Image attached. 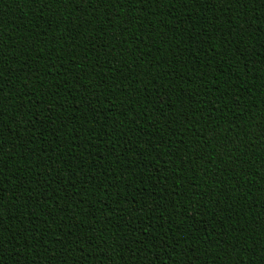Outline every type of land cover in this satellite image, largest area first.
<instances>
[{
    "label": "trees",
    "instance_id": "trees-1",
    "mask_svg": "<svg viewBox=\"0 0 264 264\" xmlns=\"http://www.w3.org/2000/svg\"><path fill=\"white\" fill-rule=\"evenodd\" d=\"M154 7L141 4L135 11L143 16L137 15L138 20L143 19V25L140 21L130 22L128 31L124 32V25L112 19L113 16H120L115 6L109 10L107 5L90 4L86 10L75 4L33 6L32 0H0V46L4 51L0 55L5 63L3 95H15L12 102L9 97V103L4 105L8 115L4 117V142L0 145L4 148L3 161H0V167L4 169V173H0L3 177L0 180V199L6 204L2 209L5 217H0V228L8 232L0 238L3 240L0 264H63L65 260L67 264H132L133 259L136 264H142L145 259L148 264H208L207 257L214 258L212 264H226V257L234 252L232 240H235L236 248L244 253V257H237L238 264H245L244 258L247 264L264 260L261 256L264 254V228H261L260 216L264 213V21L255 20L264 17V3L255 4L244 19L239 18L243 17L242 12L237 14L232 5L226 4L157 6L155 15H149L148 11L151 12ZM248 7L250 5H245L242 11ZM132 12L133 8L129 5L128 13ZM61 14L64 19L58 23ZM43 16V20L39 19ZM232 17L237 26L245 23L248 30L237 33ZM122 19V16L118 18ZM131 19L132 15H129V21ZM225 21L233 23V27L228 29ZM47 23H51L52 28L44 36L46 34L42 33ZM114 23L115 29L112 28ZM213 27L220 30L213 33ZM136 29H140L139 34L144 38L136 36ZM232 32L233 36L225 40L224 37ZM209 34L212 39L206 40ZM202 38L206 42L201 43ZM21 40L27 47L19 46ZM102 44L106 47L101 48ZM144 44L151 51L146 60L139 61L141 69L133 61L143 58L140 49L148 52ZM61 47L63 51H60ZM114 47L117 51L109 54ZM114 55L120 57L115 70L111 63L115 60ZM106 59L110 60L108 64ZM52 62L60 72L53 68L49 76L46 72ZM61 63L63 68H60ZM102 64L103 71L96 68H102ZM21 65L24 67L21 68ZM227 68L228 71H224ZM129 69H134L133 74L137 78L133 84L139 83L133 89L126 76L123 85L118 83L119 78L129 73ZM28 74L33 79L24 85ZM37 76L39 80L35 79ZM228 76L232 79L225 83ZM41 87L43 92L38 90ZM105 87L109 92L103 91ZM29 88L37 89L36 95L30 99H39L43 103L36 105L28 99L20 100ZM111 88H116L117 92L112 93ZM57 90L59 95H52ZM120 91L125 92L124 97H120ZM158 93H165L159 101L164 102L162 109L158 107ZM98 97L101 100L99 105L96 103ZM110 99L117 102L123 99L124 104L104 109L111 104ZM128 100L131 102L128 103ZM90 101L93 108L89 104L90 109L85 111ZM23 103L27 104L25 115L11 116ZM99 112L105 118H98ZM201 116L206 119L198 122ZM30 118L35 121L31 130ZM174 118L176 123L171 125ZM208 118L212 121L211 125ZM185 119H191L195 125L190 131L185 130ZM41 120L45 121L43 125ZM168 120V131L179 128L185 144L191 147L185 151L176 150V145L172 143L177 139L175 133L169 140L167 133L159 129L167 126ZM233 121L241 125L235 131L230 130ZM121 122L123 129L120 128ZM13 123L16 124V137L11 138L13 132L9 125ZM216 123L222 125L215 141L216 147L206 150L218 157L213 163L220 164L222 169L212 173L201 169L203 161L196 159L200 145L195 143L197 136L193 132L199 130L197 135L208 136ZM23 128L24 131L30 130L27 135ZM206 128L209 131H205ZM77 129L81 131L77 132ZM237 134L239 141L235 139ZM158 137L164 139L160 141L161 147L164 141L169 143L171 159L159 146ZM225 137L228 138L226 148L245 149L248 156H241L235 163L229 162L227 153L219 148V141ZM16 139H22V142L15 150ZM104 140L109 143H104ZM62 141L64 146L60 148L58 145ZM177 142L184 147L183 141ZM149 143L156 145L155 151L148 150ZM57 152L64 157L61 161L63 169L52 162ZM141 153L143 156H140ZM220 156L224 159H219ZM37 158L41 164L39 169L35 166ZM249 158L251 162H245ZM78 160L81 161L79 166ZM165 161L169 162L166 164ZM47 164H51L50 169H45ZM208 167L211 168V165ZM100 172H104L106 177ZM13 179H18L12 182L13 185H18L20 181L19 190L12 186ZM217 179L224 183L223 189L213 185ZM27 180L29 184L22 188ZM72 181H78L75 188ZM45 183L44 189L39 188ZM235 183L238 188L230 189ZM4 184L9 187L4 188ZM100 188L105 191H100ZM173 189L177 196H173ZM28 192L33 195L27 196ZM6 193L11 194L14 203L9 201ZM41 193L45 194L41 196ZM46 193H51L50 199ZM73 193L70 200L63 198ZM117 193L119 204L114 202ZM203 193L207 195L203 196ZM24 196H27V207L21 201ZM188 197L195 203L186 199ZM78 199L84 200L79 208L75 204ZM42 200L48 201V204L38 209L37 205ZM155 202L159 205L155 206ZM229 203L232 207L220 213L217 205L223 208ZM60 207L69 210L59 212ZM132 207L133 211L141 212L132 213ZM140 207H155L152 219L149 217L146 221L149 226L154 224L149 234L142 230L148 213ZM120 208L124 211L119 212ZM214 209L218 215L213 214L212 223L218 225L211 231L216 239L209 237L205 240L198 237L203 232L201 222ZM45 212L48 219L57 220L60 229L55 224L50 227L43 222ZM199 212L205 214L202 216ZM132 215H136L137 219L134 224H128ZM107 216L111 217V223H108L110 218ZM223 216L229 221L235 219L236 224H225L220 220ZM117 223L122 225L118 236L128 243L115 246L118 236H114L113 240L108 237L117 232L116 228L120 227ZM28 224L33 228L39 226V232L32 233L33 238L41 241L39 248L30 244L32 236L29 240L27 238ZM136 225L140 228L136 229ZM20 227L25 231L16 232ZM105 227L108 231L101 239L100 230ZM197 227L201 228V232L196 231ZM204 228H209L207 220L204 221ZM219 228L222 231L218 234ZM46 229L52 233L45 238L48 245L56 244L53 249L44 245V237L40 236ZM134 229L146 239L149 235L154 243H162L163 247L153 248L147 253L148 257L144 255L146 249L143 244L138 250L133 249L137 245L130 248L128 244L135 241ZM69 230L73 239L77 236L81 238L76 252L71 259L61 253V259L52 260L62 243L52 241L53 237L63 238ZM127 231L131 235L125 233ZM89 235H95L100 247L93 250L91 241H86ZM173 243L175 248H172ZM209 245L216 246L224 257L217 255L215 248L208 251ZM257 247L262 252L256 253Z\"/></svg>",
    "mask_w": 264,
    "mask_h": 264
},
{
    "label": "snow or ice",
    "instance_id": "snow-or-ice-1",
    "mask_svg": "<svg viewBox=\"0 0 264 264\" xmlns=\"http://www.w3.org/2000/svg\"><path fill=\"white\" fill-rule=\"evenodd\" d=\"M207 3H212L213 5H217V4L232 5L233 8H235V11H236L237 14H239L241 12L243 13V17H239V18L240 19H244V16L245 15H248L249 11L252 10V7L255 4H257V3H264V0H32L33 6H43V5H49V4H63V5L75 4V5L82 6L86 10L89 8V5L90 4H95L97 6L107 5L108 8H109V10H111L112 6H115L116 7V10L120 13V16L119 17L122 16L123 19H122V21H120V20H118L119 17H116V16H113L112 19H113V21H116V22L121 23V24L124 25V28H125V31L124 32H127L128 31L127 25L130 22L140 21V24L143 25V19H139V20L137 19V15H139V16H142V15H140V13L137 14L136 11H135L141 4H143V5H153L155 7H157V6H167V7H169L170 5H173V4L175 6L177 4H180L181 6L182 5H191V6H193V5H196V4L205 5ZM129 5H131L132 8H133V12L130 13V14L128 13V6ZM245 5H250V7H248L246 11H242V9H244ZM155 7L153 8V10L151 12L148 11V14L149 15H155V13H156L155 12ZM36 8L39 9V7H36ZM101 9H103V8H101ZM121 9H123L124 11L121 12L120 11ZM217 10L219 11V9H217ZM93 11H94V9H93ZM49 12H52V9L51 8H49ZM133 13H136V15H133ZM174 14L175 13H173L172 15H174ZM83 15L86 16L87 14L84 13ZM129 15H132L131 21H129ZM39 19L43 20L44 19V16H43V18H39ZM63 19H64V17L61 14L60 17H59L58 23L59 22H62ZM255 20L256 21H264V17L260 16V19L259 20H257V19H255ZM232 21L236 25L235 18L234 17H232ZM233 23H229L228 21H225V24H226V26H227L228 29L233 27ZM251 23H252V25H254L253 24V21H251ZM115 25H116V23H114V26L112 27L113 29L116 28ZM50 28H52V24L51 23H47V27L45 28V31L42 33V35L46 34L44 36H47L48 35V29H50ZM219 30L220 29L218 27H213L212 28V32L213 33L218 32ZM247 30L248 29L245 26V23H244L243 26H237L236 25V32L237 33H244ZM193 31H195V29H193ZM101 33H103V32H101ZM134 33L136 34L137 37H143V35L139 34L140 33V29H136L134 31ZM38 35H41V34L38 33ZM231 36H233V32L230 35H226L224 37V39L225 40H228V38L231 37ZM52 38L53 39H56L55 36H53ZM211 39H212V36L210 34L207 35L206 40H211ZM125 40H127V39H125ZM136 41L141 42L140 39H136ZM200 42L201 43H204L206 41H205L204 38H202ZM161 44H163V41H161ZM19 46L22 47V48L27 47V46L24 45L23 40H21ZM104 47H106V45H103L102 44L101 45V48H104ZM129 47H131V45H129ZM224 47L227 48V44H225ZM92 48L95 49V45H93ZM144 48H148V52H145L143 50V48L140 49V53L143 54V58L142 59H139L138 61H133L134 65L137 68H141V69H142V65L139 63V61L146 60L148 53L151 51L150 47L147 44H144ZM63 50H64L63 47H61L60 51H63ZM53 51H55V49H53ZM116 51H117V48L114 47L113 49L110 50V53L109 54H112L113 55V53H115ZM3 52H4L3 51V47L0 46V53H3ZM228 55H229V53H228ZM97 58H99V56ZM17 59H18V57H17ZM109 62H110L109 59H106L105 60V63L106 64H108ZM162 62H164V61H162ZM16 63H19V62H16ZM111 63H112V69L115 70L116 69V66L120 63V57L119 56H115V60L114 61H111ZM102 65H103L102 68H98V67H96V68L99 69V70H101V71H103L104 70V64H102ZM62 66H63V63H61L60 68H63ZM4 67H5L4 59H3V56L0 55V145H2L3 142H4V140L2 139L3 134L5 132V128L3 126L4 125V122H5L4 121V117L6 115H8L4 111V105L6 103H9V97H11L10 102H12L15 99V95L14 94L12 96H5V95H3V87H5V85L3 83V80H4V77H3ZM20 67L23 68L24 66L21 65ZM53 68H57L55 62H52L50 64L49 69L46 72V75H49V73H51V69H53ZM224 71H228V68L227 69H224ZM57 72H60L58 68H57ZM133 72H134V69H129V73L127 75H124L121 78H119L118 83L121 84V85H123V83L125 81V76H126V77H128L127 80L132 85V89L135 88V85H137L139 83L133 84V81H137V78L133 74ZM12 75H13V73H12ZM162 75H163V73H161V76ZM49 76H51V75H49ZM30 77H31V79H30ZM155 77L156 76L152 77V79H154ZM158 77L160 79V76H158ZM32 79H33V76L31 74L26 75L25 76V79H24V85H28V81L29 80H32ZM35 79L36 80H39L40 78L37 76V77H35ZM229 79H232V77L228 76L226 78V80H225V83H227V81ZM65 81H67L66 78H65ZM88 85H90L91 87L93 86L90 82H88ZM38 90L41 91V92H43L44 89L41 87ZM84 91L87 92L88 90H84ZM103 91L105 93L109 92V90H108L107 87H105L103 89ZM36 92H37V89H35V88H29L28 92H26L23 96L20 97V100L24 101L25 99H28V101L30 103H35L36 105H39V104L43 103V101H40L39 99H36L34 101L30 99L31 97H34L36 95ZM111 92L112 93H116L117 92V89L116 88H111ZM119 94H120V97H124L125 96V92L124 91H120ZM52 95L58 96L59 95V91L57 90L56 92L52 93ZM164 95H165V93H158L157 94V102H158V107L160 109H162L163 106H164V102H159L160 101V97H162ZM135 99H137V98H135ZM110 100H111V104H107L104 107V109H109L110 107L111 108H115L118 103L119 104H124V100L123 99H120L119 102H117V100H113V99H110ZM130 102H131V100H128V103H130ZM137 102H139V101L137 100ZM96 103H97V105H99L101 103L100 97L96 98ZM89 104H91V109L93 108V104L90 101L88 103V105L85 107V111H88V109H90L89 108ZM26 107H27V104L26 103L20 104L19 108L14 113H12L11 116L12 115L21 116L22 114L25 115L24 109ZM61 107H65V106L64 105H61ZM213 111H215V108H213ZM120 115L121 116H124L123 114H120ZM11 116L9 118H11ZM173 117H175V113H173ZM98 118L103 119L105 117H104V115H101L100 112H99L98 113ZM67 119H71V118L68 117ZM205 119L206 118L204 116H201L200 117V121H198V122H202ZM18 121L20 123V120H18ZM171 121H172L171 122V125L172 124H175L176 123V118L171 119ZM29 122H30V130H31V128H34L35 127V121L30 118L29 121H28V123ZM44 123H45V121H43V120L40 121V124L41 125H43ZM166 123H167V126H161L159 129H161L163 132L167 133V135L169 137V140H171V138L173 137V135L175 133V137H177V139L175 141H172V143H174L176 145V150L177 151H185L187 148L191 147V145L185 144L182 136H180V134H179V128L174 129L172 131H168V128H169L168 127L169 120ZM208 123L210 125L212 124V121L209 118H208ZM184 125H185V130L186 131H190L191 129H193L195 127V125L192 123L191 119H185ZM9 127L12 128V132H13V136L11 138L16 137V124L13 123L12 125H9ZM221 127H222L221 124L216 123L213 127H211V129H210V135H208V136H204L203 134L197 135L196 132H199V130H196L195 132H193V134L197 136V140L195 141V143H197V144L200 145V147L197 149L196 159H199V160L203 161V166H202L201 169H206L207 171H211L212 173H215L216 172V169H222V168L220 167V164L213 163V161H215L216 159H218V157L216 155H214L213 153L208 152L206 149H214L216 147L215 141L219 137V130H220ZM240 127H241V125L237 121H233L232 122V127H231L230 130L231 131H235L236 129H238ZM120 128H122V129L124 128L123 122H121ZM110 130L111 129H109V131ZM133 130H135V128ZM6 131H7V129H6ZM29 131H24V128H23V132H24L25 135H27V133ZM76 131L77 132H80L81 130L80 129H77ZM205 131H209V129L206 128ZM123 133H128V132L127 131H124ZM155 135H156V133H155ZM20 137H21V132H20ZM137 139H139V138H137ZM227 139L228 138L225 137L224 139H222V140L219 141V148H220L221 152H226L227 153V159H228L229 162L235 163L236 161L240 160L241 156H244V157H247L248 156V152L245 149L226 148L225 141ZM235 139L237 141H239L240 138H239V135L238 134L235 137ZM150 140H151V138H150ZM161 140H164V139L162 137H158L159 146H160V141ZM178 140L183 141V145H184L183 148L181 147V144L177 142ZM21 142H22V139H16V141H15V143H16L15 150L17 149V147L19 146V144ZM103 142L104 143H109L108 140H104ZM262 143H264V140H262ZM63 146H64V142L62 141V142H60V144L58 145V147L62 148ZM169 147H170L169 143H166L164 141V144H163V146L161 148L163 149L164 153L167 154L169 156V158L171 159L172 155L169 154V150H168ZM253 147H255V144L254 143H253ZM147 148H148V150L150 152L151 151H155L156 150V145L155 144L153 145L152 143H149V144H147ZM3 151H4V148L0 147V161H3V158H2ZM128 151H130V148H129ZM128 151H125L124 150L125 153L128 152ZM69 152H71V148H69ZM140 156H143V153H141ZM49 159H51V158H49ZM63 159H64V157L62 156V154L60 152H57L56 153V158L54 160H52V162L58 163L59 168L60 169H63L64 168V164L61 163V161ZM73 159L75 160L76 157L73 156ZM119 159H120V157L117 156V161H119ZM219 159L223 160L224 157L223 156H220ZM39 161H40L39 158H37L36 165H35L37 169H39L41 167V164L39 163ZM208 161H211L212 163H208ZM80 162L81 161L78 160L77 166H79ZM165 162L167 164L169 161H165ZM245 162L250 163L251 162V158H249V160L248 161H245ZM209 165H211V168L208 167ZM50 168H51V164H47V167H45V169H50ZM97 171H99V170L97 169ZM220 172H224V171L221 170ZM0 173H4V169L2 167H0ZM100 175L101 176H105L104 175V172H100ZM262 177H264V174H262ZM2 179H3V177L0 176V180H2ZM161 179H167V177H161ZM17 180L18 179H13L11 181V184H12L13 181H17ZM45 182H47V180H45ZM243 182H244V184H247V180H244ZM76 183H78V181H72V187L73 188H75ZM28 184H29V180H27L26 182L23 183L22 188H25V186H27ZM46 184L47 183H45L42 186H39V188L44 189L46 187ZM223 184L224 183H220L219 182V179H217V182L216 183H213V185L220 186L222 189H223V187H222ZM12 186L13 187H17L18 190H19L20 187H21L20 181H19V184L18 185H13L12 184ZM3 187L4 188H8L9 185L4 184ZM112 187L114 188L115 187V184H113ZM209 187H212V185H210ZM237 188H238L237 187V184L235 183L234 185H232V187L230 189L235 190ZM61 190H63V189H61ZM99 190L102 191V192L105 191L104 188H100ZM173 193H174L173 196H177V195H175V193H176L175 189H173ZM232 193H235V191H232ZM44 194L45 193H41V196L44 195ZM46 194H47V196L50 199L51 198V193H46ZM6 195H8L9 201L14 203V201H11V194L10 193H6ZM32 195H33L32 192H28V195L27 196H32ZM72 195H74V193L71 194V195L65 196L63 198L67 201V200H70L72 198ZM206 195H207V193H203V196H206ZM26 197L24 196V198L21 199V201H24L25 207L28 206V200L26 199ZM197 197L199 198L200 196L197 195ZM186 199H188L191 203H195V202H192L191 201V198L190 197H188ZM81 200L83 201V203H80ZM114 202L116 204H119L120 203V198H119L118 193H117V199ZM54 203H56V202L54 201ZM47 204H48V201L45 202V201L42 200V201H40V204L37 205V208L39 209V207L41 205H43V206L46 207ZM75 204H76L77 208H79L81 205L84 204V200L83 199H78V200L75 201ZM154 204H155V206L156 205H159L157 202H155ZM185 205H187V204H185ZM5 206H6V204L4 203L3 199H0V217H5V215H4L3 211H2V209ZM231 207H232V205L230 203L227 205V207H223V208H220L219 205H217V208L219 209V212L220 213H224L226 209H230ZM205 208L207 209V206H205ZM140 209L142 211L148 213V216L146 218H144V227H143L142 230H143L144 233L149 234V232L151 231V229L154 227V224L152 223L153 226H149V222H146V221H149V217H151V219H152V215L151 214H152L153 211H155V207H152V208H149L148 207L147 209H144V208L142 209L140 207ZM68 210H69L68 208L67 209H64V207H60L58 209L59 212H67ZM165 210H167V209H165ZM123 211H124L123 208H120L119 209V212H123ZM130 211L132 213H140L141 212V211H133V207L131 208ZM240 211L242 212L241 206H240ZM198 214L203 216L205 213L204 212H199ZM213 214H215L216 217H217V215H218L217 210L214 209V210L208 212L207 217L201 222L202 223V227H203V232H202V235L201 236H198V237H203L205 240H207L209 237H211L213 240L216 239V237L213 236L212 231H211L212 228H216L217 229V225H218L216 223H212ZM260 216H261V221H262L261 222V228H264V213H261ZM48 217H49L48 214L45 212V219L43 221L44 223H47L50 227L55 224L56 227H57V229H60L61 228V225L57 222L56 219H55L56 222H54L53 219H48ZM107 217L110 218V220L108 221V223H111V217L110 216H107ZM190 218L191 219H195V217H190ZM136 219H137V216L136 215H132V216L129 217L127 223L128 224H134L135 221H136ZM163 219H164V217H163ZM205 220H207L208 223H209V228L207 230H205V228H204V221ZM220 220H223L225 224H226V222H227V224L229 222L231 224H236V220L235 219H231L229 221V219L227 217H225V216H223V218L220 219ZM117 224H119V223H117ZM119 225H120V227L119 228H116L117 229V232L112 233V235L109 236L108 239H112L113 240V237L114 236H118V231H119V229L122 226L121 224H119ZM139 228H140V225H136V229H139ZM170 229H171V226L169 227L168 230H170ZM15 231L16 232H24L25 229H22L20 227V228H17ZM33 231L39 232V226L33 228L31 226V224H28V229H27V238H28V240H29V237L32 236ZM100 231L102 233L101 239H103V235H106L107 234L108 229H107V227H105V228L101 229ZM133 231H135V241L132 242V243H129L128 246L130 248H133V245H137L138 247L133 248V249H137L138 250L139 245L140 244H143L144 245V248L146 249L144 251V255L146 257H148L147 253L150 252L153 248H162L163 247L162 246V243H159L157 241L154 243V240H150L149 239V235H148V238L146 239L145 236H142V235L139 234V231H136L135 229ZM196 231L198 233L201 232V228L200 227H197L196 228ZM221 231L222 230L219 228V230H217V233L219 234ZM5 233H8V232L5 231V230H3L2 228H0V238L5 237ZM68 233H71V235H69ZM125 233L131 235V233L129 231H127ZM51 234L52 233L49 232L46 229L44 232H41L40 233V236H43L44 237L43 244L44 245H47L49 248H52L53 249L56 244L52 243V245L49 246L48 243H47V241H46V239H45L46 237L51 236ZM53 240H59L62 243L60 245L61 247H60L59 251L55 252L54 258L52 260H59V259H61V253H63L67 257V259H71L73 253L76 252L77 243H79V244L81 243V238L79 236H77V237H75L73 239V234H72L71 230H69L67 233H65L63 238L57 236V237H53L52 241ZM86 241H91V243L93 245V250H95L96 247H100V241L97 240V238L95 237V235H89L87 237ZM103 241H107V240H103ZM124 243H128V241H126L122 237H119L118 236V239L115 242V246L117 244H124ZM30 244L31 245H34V246H37V248H39V246L41 244V241L39 239L33 238V236H32V239H31V243ZM232 246H233L234 252H233V255L226 257L227 258L226 259V264H238L237 257H244V253L242 251H240L238 248H236L235 240H232ZM175 247H176V245L173 243L172 244V248H175ZM241 247H242V245H241ZM214 248L216 250V254L217 255H219L221 257H224V253L220 252L219 249L216 246H214V245H209L208 246V251L211 252V251H213ZM28 249L29 250H33L32 247H29ZM81 249H83V248H81ZM249 249L251 250V246L250 245H249ZM255 252L256 253L262 252L261 251V248L257 247L255 249ZM2 254H3V240L0 239V256H2ZM8 255L11 256V251L8 252ZM168 255L171 256V253H169ZM198 255H201V254L199 253ZM261 256H264V254H262ZM206 259L208 260V264H212V260L214 258L213 257H207ZM244 260H245V264H247V260L245 258H244ZM63 264H67V261L65 260L63 262ZM132 264H136L135 259L132 260ZM142 264H148V260L145 259L144 261H142ZM161 264H164V262H161ZM202 264H203V262H202ZM255 264H264V260H260L259 262L256 261Z\"/></svg>",
    "mask_w": 264,
    "mask_h": 264
}]
</instances>
